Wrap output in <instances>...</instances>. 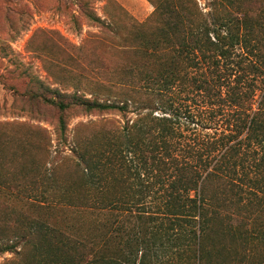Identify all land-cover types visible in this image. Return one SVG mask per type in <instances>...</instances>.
Segmentation results:
<instances>
[{"label":"trees","instance_id":"trees-1","mask_svg":"<svg viewBox=\"0 0 264 264\" xmlns=\"http://www.w3.org/2000/svg\"><path fill=\"white\" fill-rule=\"evenodd\" d=\"M234 12L212 21L198 15V29L185 25L173 41L165 28L142 38L143 58L133 64L130 82L140 97L112 104L57 90L36 100L58 118L57 157L70 150L79 173L60 185L43 169L58 193L17 208L26 227L8 230L0 253L27 260L33 247L31 264H162L177 256L180 264H264V94L255 106L264 45L257 34L259 41L251 39L245 12ZM193 70L198 76L190 78ZM182 89L215 92L246 115L232 139L214 141L208 155L186 149L183 127L196 122L192 108L178 103ZM78 111L119 113L126 121L89 148L77 134L69 141L67 118ZM13 192H6L8 202Z\"/></svg>","mask_w":264,"mask_h":264},{"label":"rangeland","instance_id":"rangeland-1","mask_svg":"<svg viewBox=\"0 0 264 264\" xmlns=\"http://www.w3.org/2000/svg\"><path fill=\"white\" fill-rule=\"evenodd\" d=\"M221 1L223 5L216 9ZM156 8L158 18L153 16ZM236 9L245 12L255 34L251 39L258 38L260 46L264 45V0H0V240L8 230L13 232L11 228L21 233L26 227L27 219L15 215L17 208L28 207L29 201L41 205V195L58 193L57 186L49 185L42 174L44 168H49V177L60 185L79 173L78 158L70 150L57 157L58 118L51 108L36 101L40 96H56L59 90L110 103L140 97L130 82L135 79L133 64L143 58L139 51L142 38L152 32L160 36L165 28L173 41V32L181 33L185 25L187 31L198 29V15L208 21L214 16L225 19L227 12L235 14ZM194 76H198L196 70L190 78ZM183 90L177 91L178 103L192 108L196 122L183 127L186 149L208 155L214 141L232 139L246 115L228 101L222 102L215 92L213 97L192 91L187 95ZM262 94L264 84L260 83L256 107ZM67 121L70 143H75L77 134L92 148L96 136L114 132L126 120L119 113L78 111L70 113ZM9 191H14L11 202L6 199ZM17 191H29V196L17 198ZM15 203L22 204L16 207ZM31 241L41 243L42 239L32 237ZM31 248L27 260L0 253V264H31L37 259ZM82 255L87 261L86 254ZM177 259L162 264H180Z\"/></svg>","mask_w":264,"mask_h":264}]
</instances>
